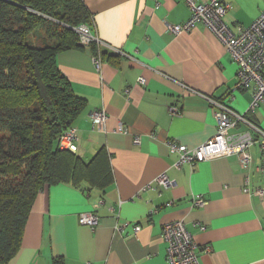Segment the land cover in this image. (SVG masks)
Returning <instances> with one entry per match:
<instances>
[{
  "label": "crops",
  "instance_id": "0c3cea01",
  "mask_svg": "<svg viewBox=\"0 0 264 264\" xmlns=\"http://www.w3.org/2000/svg\"><path fill=\"white\" fill-rule=\"evenodd\" d=\"M224 1L230 6L225 21L234 31L264 11V0ZM84 2L91 22L82 25L94 41L80 38L85 48L61 51L57 64L87 101L72 126L78 134L74 153L85 163L108 160L113 182L104 189L83 181L41 190L9 264H55L56 258L63 264H168L163 227L180 220L199 245L201 264H264V199L244 191L246 175L252 190L264 187L262 134L246 123L232 131L255 139L247 170L234 154L176 167L179 155L169 146L194 148L217 133L212 100L264 132V103L251 111L252 92L238 87V65L226 45L202 23L178 35L168 29L191 18L185 0ZM95 110L108 114L105 130L93 126ZM162 173L176 185L158 184ZM197 195L202 206L194 203ZM91 211L100 217L94 229L79 222Z\"/></svg>",
  "mask_w": 264,
  "mask_h": 264
},
{
  "label": "trees",
  "instance_id": "16d2710c",
  "mask_svg": "<svg viewBox=\"0 0 264 264\" xmlns=\"http://www.w3.org/2000/svg\"><path fill=\"white\" fill-rule=\"evenodd\" d=\"M90 22L84 0H0V264L19 251L41 190L83 181L104 189L113 182L108 160L85 163L59 145L87 101L60 71L57 55L84 49L77 27Z\"/></svg>",
  "mask_w": 264,
  "mask_h": 264
},
{
  "label": "built area",
  "instance_id": "2783aa9c",
  "mask_svg": "<svg viewBox=\"0 0 264 264\" xmlns=\"http://www.w3.org/2000/svg\"><path fill=\"white\" fill-rule=\"evenodd\" d=\"M192 10L191 18L183 24H168V29L175 35L182 32H189L199 24L209 27L217 37L226 45L231 57L238 65L237 79L238 87L252 92L251 111L257 109L264 103V11L255 19L250 26L239 27L234 31L225 21L229 10V5L224 0H209L201 2L199 0H185ZM77 32L83 43L89 44L94 41L88 26L77 27ZM101 65L97 61V66ZM141 84H146L144 77L139 78ZM215 117L217 119V133L205 143L189 148L184 144L169 143L171 153L179 155L176 167L184 163L194 165L215 157L236 155L243 169L247 170L253 162L249 151L255 139L248 131H235L240 123H246L250 127L259 131L263 136L264 132L245 116L238 113L221 100H212ZM178 107L173 106L172 112H177ZM108 114L104 110L91 112L93 126L99 130H105ZM120 131H126L124 125H119ZM78 134L74 127L65 131L59 138L61 149L76 152ZM135 142H140L136 137ZM158 184L163 188H170L176 185V181L166 173H162L158 178ZM250 176L245 177V192H251L257 197L264 199V187L250 188ZM204 198L197 195L196 205H203ZM79 222L96 228L100 223V217L95 211L84 212L79 215ZM202 230L205 225L199 226ZM140 225L135 227L140 230ZM162 237L167 244L168 264H201L199 256V245L194 235L186 228L185 222L180 220L164 225Z\"/></svg>",
  "mask_w": 264,
  "mask_h": 264
},
{
  "label": "rangeland",
  "instance_id": "374dc122",
  "mask_svg": "<svg viewBox=\"0 0 264 264\" xmlns=\"http://www.w3.org/2000/svg\"><path fill=\"white\" fill-rule=\"evenodd\" d=\"M43 36H44V34H42V35L40 36V39H39V40H37L36 37H35L34 44H36V45L41 44V43H42L41 38H42ZM31 38H32V40L34 39L33 36H32Z\"/></svg>",
  "mask_w": 264,
  "mask_h": 264
},
{
  "label": "bare ground",
  "instance_id": "6f19581e",
  "mask_svg": "<svg viewBox=\"0 0 264 264\" xmlns=\"http://www.w3.org/2000/svg\"><path fill=\"white\" fill-rule=\"evenodd\" d=\"M194 203H195V199H194ZM199 206H202V205H199Z\"/></svg>",
  "mask_w": 264,
  "mask_h": 264
}]
</instances>
